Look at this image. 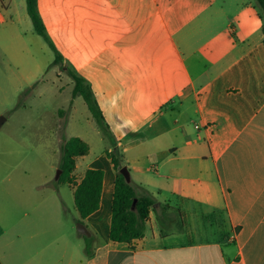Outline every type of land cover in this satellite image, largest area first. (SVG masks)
I'll return each mask as SVG.
<instances>
[{"label": "crops", "instance_id": "0c3cea01", "mask_svg": "<svg viewBox=\"0 0 264 264\" xmlns=\"http://www.w3.org/2000/svg\"><path fill=\"white\" fill-rule=\"evenodd\" d=\"M5 1L16 17L18 0ZM37 5L61 63L89 83L131 184L154 204L142 237L111 241V146L90 158L87 143L71 182H38L23 194L37 203L31 218L1 225L0 264H264V33L255 0ZM0 9V50L17 60L19 24ZM87 169L103 171L102 189L98 209L79 221L73 196ZM78 223L89 236L75 233Z\"/></svg>", "mask_w": 264, "mask_h": 264}, {"label": "rangeland", "instance_id": "374dc122", "mask_svg": "<svg viewBox=\"0 0 264 264\" xmlns=\"http://www.w3.org/2000/svg\"><path fill=\"white\" fill-rule=\"evenodd\" d=\"M0 2L11 15V18L7 17L8 22H18V32L22 35L19 43L24 47L21 53H17V60L10 52L0 50L1 230V225L7 226L20 217L24 220L32 217L31 211L37 201L32 198L24 200L22 196L28 189L32 192L33 185L38 182L46 187L58 185L56 172L65 140L71 136L84 140L91 147L87 156L90 158L101 154L110 143L97 127L82 98L72 96L66 67L62 63H52L54 53L34 32L25 0L16 2V17L7 1ZM3 27L0 26L1 46L6 45ZM98 133L108 142L99 141ZM47 180L50 183L46 184ZM63 196L67 204L63 218L71 221L73 200L67 192ZM74 231L76 233V227Z\"/></svg>", "mask_w": 264, "mask_h": 264}, {"label": "trees", "instance_id": "16d2710c", "mask_svg": "<svg viewBox=\"0 0 264 264\" xmlns=\"http://www.w3.org/2000/svg\"><path fill=\"white\" fill-rule=\"evenodd\" d=\"M255 2L259 11L258 17L261 21L262 33H264V0H255ZM25 9L34 32L47 43L54 53L53 63H61L62 57L53 45L39 14L37 0H25ZM68 75L73 83L72 96L82 98L97 127L111 146V150L105 152L115 172L109 238L113 242L130 243L142 237L149 209L153 206L154 199L148 194L138 195L131 182L127 183L119 173V170L125 166L123 155L116 146V142L103 118L89 83L83 77L70 70H68ZM88 151V144L79 137H70L64 141L61 146V159L58 165L60 175L57 179V184H65L72 181L71 176L75 169V159L87 155ZM102 181V170L87 169L82 179L75 186L73 197L79 221L98 209ZM134 200L136 202L133 206ZM85 239L88 240L87 238ZM85 254L89 255L88 247L86 246Z\"/></svg>", "mask_w": 264, "mask_h": 264}, {"label": "water", "instance_id": "95a60500", "mask_svg": "<svg viewBox=\"0 0 264 264\" xmlns=\"http://www.w3.org/2000/svg\"><path fill=\"white\" fill-rule=\"evenodd\" d=\"M1 120H0V126H1ZM119 173L124 177V180L127 182V183H130V174H129V171L127 169L126 166H123L120 170H119ZM60 175V170L58 169L57 172H56V179H58ZM135 200L133 202V206L135 204ZM76 229L77 231L81 234V235H84V236H89V232L87 231V229L83 226V224L81 223H78L76 225Z\"/></svg>", "mask_w": 264, "mask_h": 264}]
</instances>
